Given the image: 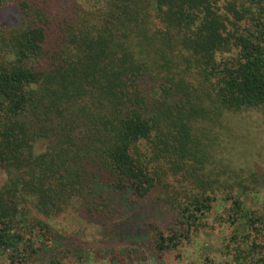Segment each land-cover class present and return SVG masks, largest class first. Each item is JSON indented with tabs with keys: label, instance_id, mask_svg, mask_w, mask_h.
I'll list each match as a JSON object with an SVG mask.
<instances>
[{
	"label": "trees",
	"instance_id": "1",
	"mask_svg": "<svg viewBox=\"0 0 264 264\" xmlns=\"http://www.w3.org/2000/svg\"><path fill=\"white\" fill-rule=\"evenodd\" d=\"M3 8L18 18L0 28V260L48 254L75 211L160 254L219 225L216 264H264V0ZM158 213L166 232L145 224Z\"/></svg>",
	"mask_w": 264,
	"mask_h": 264
},
{
	"label": "rangeland",
	"instance_id": "2",
	"mask_svg": "<svg viewBox=\"0 0 264 264\" xmlns=\"http://www.w3.org/2000/svg\"><path fill=\"white\" fill-rule=\"evenodd\" d=\"M79 1L86 6L92 0ZM17 18L14 9H1L0 28L8 29L15 26ZM45 146V141L39 142L36 145V151H43ZM260 172L259 176L264 183V167L261 166ZM261 187L260 199L252 203L255 208H261V203L264 204L261 200L264 195V184ZM222 210L221 208L215 210L209 220L217 224V217L224 213ZM162 216L161 213L152 215L145 224L151 230L152 228H159L166 232L172 226V219ZM216 226L217 228L207 231L206 234L199 233L189 245L180 246L177 249L178 252L160 254L152 249L150 244L144 246V243L141 242L131 244L130 242L125 243L123 240L113 241L111 239L113 231L100 227L82 213L68 211L57 218H53L52 227L54 231H52L57 236L58 241H54L52 244L46 241L45 244L50 248V252L41 258L37 257L38 259H34L28 264H202L205 259L208 260V264H216L219 262L220 239L225 235L223 227ZM150 234L152 235V233ZM131 249L133 252L130 257L124 258L120 254L121 251L130 252ZM176 254L181 255L179 259ZM0 264H6V261L0 260Z\"/></svg>",
	"mask_w": 264,
	"mask_h": 264
}]
</instances>
